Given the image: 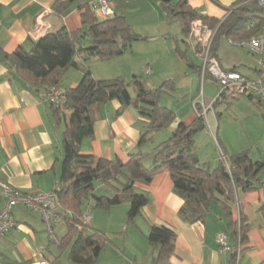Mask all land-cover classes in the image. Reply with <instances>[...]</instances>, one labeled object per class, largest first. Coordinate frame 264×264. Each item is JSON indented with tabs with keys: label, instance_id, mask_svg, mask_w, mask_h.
Wrapping results in <instances>:
<instances>
[{
	"label": "crops",
	"instance_id": "crops-1",
	"mask_svg": "<svg viewBox=\"0 0 264 264\" xmlns=\"http://www.w3.org/2000/svg\"><path fill=\"white\" fill-rule=\"evenodd\" d=\"M55 1L0 0V50L11 53L19 45L29 48L30 40H36L62 27L70 31L82 27L79 1H73L63 13H58L53 8ZM116 1H109L112 15H123L133 32L143 36L130 23L127 15L117 13ZM240 1L187 0L201 14L216 20L224 17ZM121 3L129 5L130 1L124 0ZM94 15L97 17L95 13ZM259 21L258 18L251 20L255 27ZM179 28L181 29L180 23ZM178 33L174 39L178 68L167 75V80L171 82L170 93L167 94L168 101L161 104L174 112L172 122L154 133L155 140L150 146L140 148L138 140L148 119L133 105L122 106L118 100H110L90 110L93 131L82 140L81 153L104 159H119L125 163L132 152H149L167 140L179 122L187 125L193 123L196 120L194 102L202 100L209 104L217 97L206 113L205 127L193 137V148L200 162L209 164L211 168L217 164L219 150L216 144L228 155L246 151L253 161H264V133L259 139L249 135L230 137L225 133L227 124L223 121L218 104L232 98L228 92L217 96V82L208 74L201 77L200 60L187 42L186 33L182 29ZM222 36L227 40L234 38L221 34L216 39L214 56L221 68L234 69L248 78H256L259 65L255 55L251 54L244 61H238V57H219V41ZM158 37H162L161 32ZM191 51L196 57L190 54ZM77 57L78 59H74L75 64L63 73L58 90L74 87L80 80L83 67L89 59ZM148 61H145L146 67L140 69L139 74L153 88L155 85L151 78L164 70V67H158L153 60ZM146 68H149V73L145 72ZM129 92L131 95L135 94L133 88ZM240 103H247L252 114L256 111V121L259 113L263 117L264 110L254 98L239 96L238 107L243 105ZM63 129L64 122L57 126L53 124L48 102L0 61V179L22 192L51 190L58 182L61 170L63 151L60 138ZM149 156L144 159V164L147 161L148 166L151 165ZM134 189L144 193L148 201L131 223L126 216L129 206L127 202L108 210L92 209V197L84 202L82 215L90 216L89 226L102 231L106 236L95 264H152L156 252L148 242L147 234L149 227L153 225L164 226L175 235L169 264H235L230 254L218 251L216 235L225 232L227 225L224 212L217 201L211 202L210 212L204 221L189 224L178 215L183 201L174 193L167 171L157 172L148 183H134ZM99 190L100 186L96 185L95 193H99ZM2 203L3 198L0 196V206ZM230 209L232 217L238 223L243 218L246 228L237 264H264V174L260 176L256 188L237 190ZM11 219L13 227L0 237L1 264H34L43 261L74 264L68 258L67 249L60 248L50 240L39 212L24 206H14L11 209ZM54 233L59 241L64 238L67 223L64 221L55 226ZM228 237L229 243L235 244L233 238Z\"/></svg>",
	"mask_w": 264,
	"mask_h": 264
},
{
	"label": "trees",
	"instance_id": "trees-1",
	"mask_svg": "<svg viewBox=\"0 0 264 264\" xmlns=\"http://www.w3.org/2000/svg\"><path fill=\"white\" fill-rule=\"evenodd\" d=\"M73 1H79L78 7L82 9V27L72 31L62 27L30 40L29 48L19 45L11 53L0 50V61L42 99L46 91L57 88L63 73L75 64L76 56L84 60L108 59L130 49L132 41L145 38L133 32L123 15L114 14L98 19L85 0H56L53 8L63 13ZM159 2L168 16L179 20L185 33L194 18L210 26L220 22L201 14L187 0ZM230 9L233 10L217 28L211 48L213 56L219 35L248 37L264 23V8L253 1L241 0ZM254 18L260 20L256 27L246 29L245 24ZM170 86L171 82L167 80L150 88L135 75L130 81L121 77L97 79L85 66L78 83L62 91L63 100L59 106L48 102L53 124L57 126L64 122L60 138L63 158L57 194L61 206L69 210L70 214L65 216L67 233L60 239L58 246L67 249L70 262L95 264L106 241L102 231L90 227L80 218L86 199L93 198L92 209L104 210L127 202L126 216L131 223L148 201L144 193L134 189V183H148L161 170L169 173L173 191L183 201L178 215L184 222L204 221L210 212L211 202L217 201L224 212L227 225L225 233L233 238L236 245L245 241L243 218L238 223L232 217L230 203L234 201L239 188L247 190L257 187L260 176L264 174V161H253L246 151L228 155L221 150L228 168L221 159L213 168L200 162L193 148V137L205 127L202 118H196L188 125L179 122L167 140L149 152H132L125 163L119 159H104L80 152L82 140L93 131L90 110L113 99L122 106L133 105L148 119L146 132L140 136L138 146L141 148L150 142L154 133L166 128L174 119V112L159 103L161 93ZM130 88L135 90L134 95L130 94ZM149 155L151 165L146 166L144 159ZM96 185L100 186L99 193H95ZM174 238V233L164 226L149 227L147 240L156 252L152 264H169Z\"/></svg>",
	"mask_w": 264,
	"mask_h": 264
},
{
	"label": "built area",
	"instance_id": "built-area-1",
	"mask_svg": "<svg viewBox=\"0 0 264 264\" xmlns=\"http://www.w3.org/2000/svg\"><path fill=\"white\" fill-rule=\"evenodd\" d=\"M253 1L258 6L264 8V0H246ZM89 9L97 15L98 18L104 19L113 14L109 0H92L88 3ZM232 11L229 9L220 22L215 26L205 24L201 19L194 18L189 23V29L186 33V40L192 47L195 55L200 60L201 77L208 74L215 80L219 86L218 95L228 92L231 98L239 96H247L254 98L259 102L264 110V24L260 26L253 34L248 37L228 38L227 42L235 47L243 48L258 59L259 71L256 78H248L234 69L221 68L217 58L211 54V48L217 32L219 24ZM253 22L245 24L246 29L254 28ZM149 73V68L145 69ZM217 98V97H216ZM213 99L209 104H205L202 100L193 103V108L196 118H202L206 121V113L212 108ZM44 100L52 103L54 106H59L63 100V92L57 88H52L44 94ZM219 159L225 162V156L222 154L219 146ZM228 168V164L225 162ZM59 184L46 192H22L11 187L7 182L0 179V196L3 198V203L0 206V237L10 230L14 222L11 219V209L14 206H24L40 213L44 229L49 235L52 242L58 244L59 240L54 233V227L65 221V216L70 214L69 210L61 206L58 198ZM82 222L88 223L89 215H82ZM218 251L220 253L230 254L237 264L242 247L239 244H230L229 237L225 232H220L216 235ZM1 264V262H0ZM34 264H58L57 262L43 261Z\"/></svg>",
	"mask_w": 264,
	"mask_h": 264
},
{
	"label": "rangeland",
	"instance_id": "rangeland-1",
	"mask_svg": "<svg viewBox=\"0 0 264 264\" xmlns=\"http://www.w3.org/2000/svg\"><path fill=\"white\" fill-rule=\"evenodd\" d=\"M117 1V13L127 15L135 29L143 33L142 37H147L142 40L132 41L131 48L121 55L103 60L90 58L85 65L90 69L92 76L97 79L121 77L125 81H130L133 75L142 79V74H139L140 69L146 67V60H153L157 62L156 65L158 67H164V70L155 73L151 78L153 85L157 87L164 81H167V75L177 71L178 68L176 66L177 59L175 56H177V52L174 39L179 35L178 32H181L179 20L176 17L168 16L158 0H140L141 2L139 0H129V5L122 4L121 2L124 0ZM160 32L162 33V37H158ZM218 53L220 58L234 59L238 57V61L247 60L248 57L252 56L245 49L230 45L224 36L220 38ZM190 54L193 57L195 56L193 51ZM75 58L78 59L77 56ZM133 68L135 72H133ZM169 90L161 93L159 98L160 104L168 101L167 94L170 93ZM240 104L243 105L238 107V97L218 104L223 121L227 124L225 125L227 127L225 133L230 137H245L249 135L251 138L259 139L264 133V119L261 113L257 115L258 119L256 121L254 119V114H257L256 111L252 114L247 103ZM154 140L155 135L153 134L151 141L144 146H150ZM145 165L148 166L147 161ZM53 249L55 250V247Z\"/></svg>",
	"mask_w": 264,
	"mask_h": 264
},
{
	"label": "water",
	"instance_id": "water-1",
	"mask_svg": "<svg viewBox=\"0 0 264 264\" xmlns=\"http://www.w3.org/2000/svg\"><path fill=\"white\" fill-rule=\"evenodd\" d=\"M263 117H264V115H263ZM145 132H146V128L142 130V134H144Z\"/></svg>",
	"mask_w": 264,
	"mask_h": 264
}]
</instances>
